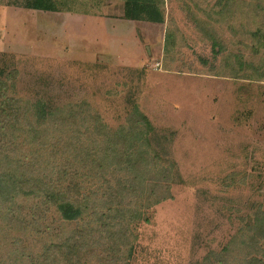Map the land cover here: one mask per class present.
Listing matches in <instances>:
<instances>
[{"label":"rangeland","instance_id":"374dc122","mask_svg":"<svg viewBox=\"0 0 264 264\" xmlns=\"http://www.w3.org/2000/svg\"><path fill=\"white\" fill-rule=\"evenodd\" d=\"M33 1L0 0V264H264V0H161L117 67Z\"/></svg>","mask_w":264,"mask_h":264},{"label":"crops","instance_id":"0c3cea01","mask_svg":"<svg viewBox=\"0 0 264 264\" xmlns=\"http://www.w3.org/2000/svg\"><path fill=\"white\" fill-rule=\"evenodd\" d=\"M62 13L69 18L82 17V64L84 59L98 58L95 65L101 63L111 65L110 67H117L119 64L136 66L143 64L151 58V54L156 53V47L150 45V41H142L138 35L136 22L139 20H121L117 14L103 10Z\"/></svg>","mask_w":264,"mask_h":264},{"label":"trees","instance_id":"16d2710c","mask_svg":"<svg viewBox=\"0 0 264 264\" xmlns=\"http://www.w3.org/2000/svg\"><path fill=\"white\" fill-rule=\"evenodd\" d=\"M124 1V9H123V13H124V17L128 18V19H135V20H144V21H154V22H161L163 20V16H162V11L160 8V4H161V0H123ZM27 7L30 8H34V9H41V10H49V11H65V12H76V13H82L79 11H75L72 8H60V7H56L53 6L52 4H45L44 2H42V0H34L31 4H28ZM83 11V10H82ZM16 74V71H13V75ZM135 110H137L135 108ZM140 122L135 121L133 124L136 125V123ZM123 131V130H122ZM125 132V131H124ZM145 155L147 157V152L144 151L142 153L137 155V160L142 157V155ZM153 161H156V156L152 157ZM137 163V162H135ZM131 169L129 171H131L132 173H134V176L131 179H127L126 180V184L125 187L124 185L120 188L119 192H127L129 190H134L137 191L136 188V184L139 183V179H138V171L140 170V164H135L132 166H130ZM167 174H169V170L166 169V172H163V174L161 176L156 175L155 178L153 179L156 186L158 187L160 185V183L165 182V180L169 177L167 176ZM166 188L168 189V186L166 184ZM67 206V207H66ZM61 215L63 219H68V220H72L77 218L78 213L80 212H76L72 205L69 207L68 205H61L59 206Z\"/></svg>","mask_w":264,"mask_h":264},{"label":"built area","instance_id":"2783aa9c","mask_svg":"<svg viewBox=\"0 0 264 264\" xmlns=\"http://www.w3.org/2000/svg\"><path fill=\"white\" fill-rule=\"evenodd\" d=\"M157 65H159V63H158V62L156 63V66H157Z\"/></svg>","mask_w":264,"mask_h":264}]
</instances>
